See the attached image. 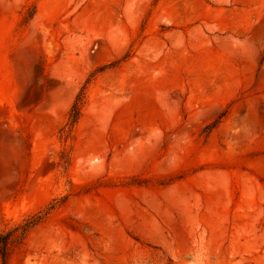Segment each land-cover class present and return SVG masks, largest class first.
<instances>
[{
	"label": "rangeland",
	"instance_id": "obj_1",
	"mask_svg": "<svg viewBox=\"0 0 264 264\" xmlns=\"http://www.w3.org/2000/svg\"><path fill=\"white\" fill-rule=\"evenodd\" d=\"M37 217L7 264H264V0H0V232Z\"/></svg>",
	"mask_w": 264,
	"mask_h": 264
},
{
	"label": "trees",
	"instance_id": "obj_2",
	"mask_svg": "<svg viewBox=\"0 0 264 264\" xmlns=\"http://www.w3.org/2000/svg\"><path fill=\"white\" fill-rule=\"evenodd\" d=\"M81 102V98L77 96L70 108L67 123L69 127L73 126L79 118ZM40 220L41 217H37L25 221L22 225L0 232V264H7L10 247L22 243L26 233Z\"/></svg>",
	"mask_w": 264,
	"mask_h": 264
},
{
	"label": "bare ground",
	"instance_id": "obj_3",
	"mask_svg": "<svg viewBox=\"0 0 264 264\" xmlns=\"http://www.w3.org/2000/svg\"><path fill=\"white\" fill-rule=\"evenodd\" d=\"M173 204L174 203L171 200H169L168 202H166V207H169V206L171 207ZM152 208H153L154 211H156L159 214V210L161 208L160 206H158V205H152ZM135 214H136V212H134L131 216H133ZM127 216H128V214H127Z\"/></svg>",
	"mask_w": 264,
	"mask_h": 264
}]
</instances>
